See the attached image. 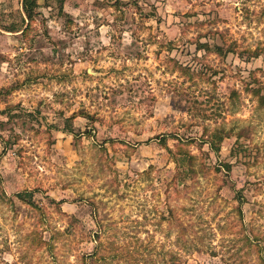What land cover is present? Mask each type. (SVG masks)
<instances>
[{"label": "rangeland", "instance_id": "obj_1", "mask_svg": "<svg viewBox=\"0 0 264 264\" xmlns=\"http://www.w3.org/2000/svg\"><path fill=\"white\" fill-rule=\"evenodd\" d=\"M38 3L0 0V264H264V0Z\"/></svg>", "mask_w": 264, "mask_h": 264}, {"label": "trees", "instance_id": "obj_2", "mask_svg": "<svg viewBox=\"0 0 264 264\" xmlns=\"http://www.w3.org/2000/svg\"><path fill=\"white\" fill-rule=\"evenodd\" d=\"M38 1L39 0H22V6H23V10H24V13H25V16H26V19H28V21H29V23L27 24V26H26V28L30 25V23L34 20V18L36 17V15H37V8L39 7V3H38ZM120 2V0H115V3H119ZM25 28V29H26ZM14 29V28H13ZM25 29H23V30H25ZM206 45H204V47H206V49L207 50H215V51H217L218 53H221L222 54V52H225V50H224V48L222 47V46H219L218 44H214V45H210V44H208V43H205ZM233 47V45L232 44H229V46L227 47L228 48V50H230V49H233L232 48ZM9 91L10 90H12V89H8ZM8 90H5L4 91V94H7L8 93ZM1 95V94H0ZM262 104H264V96L262 97ZM72 117H70V118H68V119H71ZM71 133H72V131H71ZM216 134H214V136H215ZM223 135H221V136H218V139H219V141H222V139H223ZM212 138H213V136H212ZM165 137H163L162 139H161V141H165ZM206 143H210L211 145H213L214 147H215V149L217 150V151H219V149H220V146L219 145H217V142L216 141H212V139H208L207 141H206ZM228 169H229V167H228ZM28 193V192H27ZM29 195H32V193L30 192L29 193ZM17 196L18 197H23L24 196V192H18L17 193ZM91 256H92V254H90ZM89 255V256H90ZM85 264H86V261H85Z\"/></svg>", "mask_w": 264, "mask_h": 264}]
</instances>
